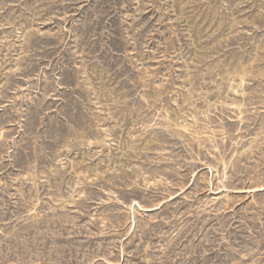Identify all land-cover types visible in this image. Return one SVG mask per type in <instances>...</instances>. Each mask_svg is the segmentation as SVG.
Here are the masks:
<instances>
[{
    "label": "rangeland",
    "instance_id": "374dc122",
    "mask_svg": "<svg viewBox=\"0 0 264 264\" xmlns=\"http://www.w3.org/2000/svg\"><path fill=\"white\" fill-rule=\"evenodd\" d=\"M0 264H264V0H0Z\"/></svg>",
    "mask_w": 264,
    "mask_h": 264
}]
</instances>
